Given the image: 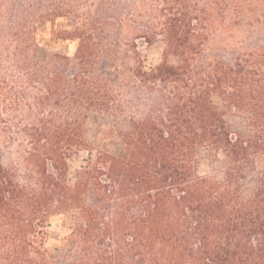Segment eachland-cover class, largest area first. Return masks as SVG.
Listing matches in <instances>:
<instances>
[{
  "label": "trees",
  "instance_id": "obj_1",
  "mask_svg": "<svg viewBox=\"0 0 264 264\" xmlns=\"http://www.w3.org/2000/svg\"><path fill=\"white\" fill-rule=\"evenodd\" d=\"M9 6L0 39L16 74L0 79V264H264V0ZM58 17L69 19L57 35L76 42L71 55L35 41L37 20ZM156 41L160 60L148 64L140 47ZM123 81L121 146L93 152L84 121L122 112ZM84 149L72 178L68 160ZM202 150L222 160L220 179L199 171ZM63 212L75 222L50 252L46 227Z\"/></svg>",
  "mask_w": 264,
  "mask_h": 264
},
{
  "label": "rangeland",
  "instance_id": "obj_2",
  "mask_svg": "<svg viewBox=\"0 0 264 264\" xmlns=\"http://www.w3.org/2000/svg\"><path fill=\"white\" fill-rule=\"evenodd\" d=\"M24 2V0H20ZM30 0H25L28 3ZM65 1V0H56ZM71 1L74 6L83 7L85 1L89 0H66ZM124 4V0H120ZM14 0H0V22L7 23L13 11L10 4ZM69 19L65 17H58L54 21L40 19L36 22L35 41L39 44L40 48L49 53L61 52L71 55L75 48L76 42L69 39H62L58 37L57 33L63 29H69ZM6 37L0 39V79L1 78H14L16 72L12 69L11 65L4 56L7 50H12L13 45L6 41ZM163 43L156 41L149 45H142L140 52L144 56L146 63L155 64L160 60ZM170 61H174V57H170ZM101 68L104 72L112 70L111 63L107 60L102 61ZM115 94L117 103L121 109V113L115 117H109L104 114L90 113L83 124L84 136L89 148L93 152L96 150H107L110 152H117L121 146L118 135L114 132V125L118 128H124V81L115 85ZM212 102L225 112V116L232 129H244V121L239 113L235 110L226 107L225 102L217 95L213 94ZM87 150H80L68 160L70 169V176H75L76 170L84 159L87 157ZM198 168L202 174L210 175L216 179L222 176L223 162L220 158H215L207 150H202L198 156ZM252 188L250 180L244 181L242 185L243 196H248ZM74 217L71 212L57 213L49 220V225L46 227V238L44 247L50 252H60L65 247L66 241L63 239L74 225Z\"/></svg>",
  "mask_w": 264,
  "mask_h": 264
}]
</instances>
